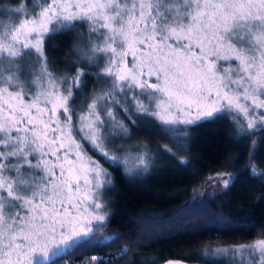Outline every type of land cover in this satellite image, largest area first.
Masks as SVG:
<instances>
[{
  "label": "snow or ice",
  "instance_id": "6c2138e0",
  "mask_svg": "<svg viewBox=\"0 0 264 264\" xmlns=\"http://www.w3.org/2000/svg\"><path fill=\"white\" fill-rule=\"evenodd\" d=\"M12 2L18 6L0 8V264H33L37 254L49 259L121 238L96 236L108 219L99 213L112 180L85 145L110 166L123 163L127 175L147 172L155 155L143 144L116 149L128 153L122 161L105 150V141L131 139L112 108L173 144L186 143L191 127L229 116L239 138L264 128V0H33L31 11L29 0ZM77 23L87 26L88 45L78 62L104 67L57 76L44 40ZM85 76L108 87L93 90L77 112L72 102L87 87ZM157 148L186 163L170 147ZM250 148L251 157L258 141ZM248 169L264 175L251 159ZM238 175L208 180L226 192ZM260 237L210 252L228 264H264ZM128 251L91 260L110 264Z\"/></svg>",
  "mask_w": 264,
  "mask_h": 264
},
{
  "label": "trees",
  "instance_id": "16d2710c",
  "mask_svg": "<svg viewBox=\"0 0 264 264\" xmlns=\"http://www.w3.org/2000/svg\"><path fill=\"white\" fill-rule=\"evenodd\" d=\"M17 6L12 0H0V8ZM27 7L29 11L35 7L33 0H29ZM86 28L77 23L70 30L45 38L44 54L49 69L57 76L71 77L77 70L95 74L104 67L103 60L98 67L78 62L79 51L88 47ZM84 80L87 87L74 93L77 98L72 102L77 112L91 102L93 90L108 87V82H97L93 76H85ZM112 110L116 118L129 127L131 139L105 141V150L119 156L121 161L128 155L116 151L121 146L143 144L155 154L147 172L127 175L123 163L110 166L85 145L89 157L107 169L112 180L104 189L108 219L96 236L120 233L121 238L110 246H81L70 254L62 253L41 264H93L92 256L108 257L124 246L129 251L111 259L110 264H159L167 259L217 264L214 261L217 257L205 254L207 250L246 244L260 237L264 232V175L252 177L245 165L251 159L258 170H264V128L239 138L229 116L199 123L189 129L186 143L173 144L160 131H149L136 117L133 119H137L138 127H132L122 111ZM253 141H258V150L250 157ZM157 144L170 147L175 156L186 163L180 164L162 154ZM217 173L239 175L226 192L205 193L207 179Z\"/></svg>",
  "mask_w": 264,
  "mask_h": 264
},
{
  "label": "rangeland",
  "instance_id": "374dc122",
  "mask_svg": "<svg viewBox=\"0 0 264 264\" xmlns=\"http://www.w3.org/2000/svg\"><path fill=\"white\" fill-rule=\"evenodd\" d=\"M259 114L260 115H264V110H260V112H259ZM242 119V118H241ZM151 150V149H150ZM152 151V150H151ZM152 153L154 154V152L152 151ZM88 155V154H87ZM155 155V154H154ZM89 156V155H88ZM134 163H135V161H133V160H129V162H128V168H132V166L134 165ZM214 187H219V185L218 184H216L215 182H209V180L207 179V181H206V185H205V187H204V192L205 193H207V194H219L220 192H222V191H214L213 189H214ZM102 203H105V200H106V194H105V191H103L102 192ZM99 214H101V215H107V212H106V209H104L101 213H99ZM95 223V222H94ZM259 238H261V237H259ZM259 238H256V239H259ZM256 239H254V240H256ZM253 241V240H252ZM227 246H229V245H225V246H223V247H227ZM218 247H221V246H217V247H214V248H218ZM214 248H211V249H214ZM211 249H209V252H205V254H207L208 253V255L211 257V256H213L212 254H211V252H210V250ZM62 253H64V252H61L60 254H62ZM59 254V255H60ZM214 257H217V258H214V261H216V263L217 264H228V258L226 257V256H222V255H216V256H214ZM218 257L219 258H224L225 260H222V259H218ZM52 258H54V257H51L50 256V258L49 259H45L41 254H37L35 257H34V259H33V264H41V263H45V262H47V261H49L50 259H52Z\"/></svg>",
  "mask_w": 264,
  "mask_h": 264
},
{
  "label": "water",
  "instance_id": "95a60500",
  "mask_svg": "<svg viewBox=\"0 0 264 264\" xmlns=\"http://www.w3.org/2000/svg\"><path fill=\"white\" fill-rule=\"evenodd\" d=\"M169 262H172V264H205L203 262H189L180 259H167L165 261L160 262L159 264H169Z\"/></svg>",
  "mask_w": 264,
  "mask_h": 264
}]
</instances>
